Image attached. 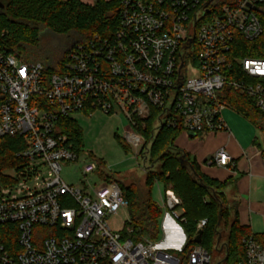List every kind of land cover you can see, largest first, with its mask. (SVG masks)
<instances>
[{
    "label": "built area",
    "instance_id": "1",
    "mask_svg": "<svg viewBox=\"0 0 264 264\" xmlns=\"http://www.w3.org/2000/svg\"><path fill=\"white\" fill-rule=\"evenodd\" d=\"M263 10L264 0H120L113 37L77 42L60 72L0 49V139L18 137L20 144L14 164L0 172V225L7 226L0 264H210L200 243L175 254L147 237L131 239L129 228L112 230L109 218L128 206L123 190L103 180L86 192L62 179L61 162L81 153L63 120L95 110L123 113V140L137 155L145 138L135 127H144L152 108L182 132L216 133L227 129L219 91L229 86L264 114V57L234 53L238 36L260 35ZM212 163L232 161L220 147ZM79 170L87 176L97 163L85 161ZM42 174L40 187H19ZM179 205L166 188L164 209L180 224ZM205 225L199 220L196 230ZM243 248L237 264H264V247L252 234Z\"/></svg>",
    "mask_w": 264,
    "mask_h": 264
},
{
    "label": "trees",
    "instance_id": "2",
    "mask_svg": "<svg viewBox=\"0 0 264 264\" xmlns=\"http://www.w3.org/2000/svg\"><path fill=\"white\" fill-rule=\"evenodd\" d=\"M0 49L13 52L25 61H39L36 56L42 31L53 33H75L78 40L64 51L42 52L44 60H53L54 64L43 65L48 71L60 72L66 52L77 42H87L94 37H113L119 20L120 0H95L90 5L82 0H0ZM261 24L260 35L249 41L238 36L235 39L234 53L239 57H264V10L258 14ZM41 62V61H40ZM219 97L226 106L249 120L264 132V114L255 106L252 99L239 90L225 86L219 91ZM161 112L152 108L151 115L145 120L144 127L137 125L145 142L136 155L143 161L147 171L146 186L148 194L140 197L130 186H124L114 175L105 171L97 161V172L103 180H115L123 190L128 202L129 220L123 229H131L127 234L133 240L144 237L157 241L159 235L160 206L152 199L151 189L155 181H160L166 189L170 185L180 200L179 209L185 218L180 224L186 232L185 251L195 245L191 239L196 235V225L206 219L202 229L200 245L208 253L212 245L218 249L221 225L227 229L223 244L224 257L216 264H237L244 257L243 239L252 234L264 247V232L253 233L249 226L242 225L238 218V202H228L227 188L234 185L230 179L220 181L201 171L199 163L187 151L175 145L177 136L182 132L180 126H167L160 121ZM63 129L69 136L74 148L81 152V129L76 120H63ZM124 150L131 147L119 138ZM18 137L0 139V172L14 164L15 151L19 149ZM7 226L0 225V242L6 243ZM126 234V233H125Z\"/></svg>",
    "mask_w": 264,
    "mask_h": 264
},
{
    "label": "rangeland",
    "instance_id": "3",
    "mask_svg": "<svg viewBox=\"0 0 264 264\" xmlns=\"http://www.w3.org/2000/svg\"><path fill=\"white\" fill-rule=\"evenodd\" d=\"M82 1L90 5L95 2V0ZM39 40V47L36 51L34 50V52H36L35 58L46 66H52L54 61H45L42 52L44 51L49 54L56 50L59 51V49L64 51L78 40V35L75 33H70L68 35L57 34L46 29L41 32ZM226 108L228 109L229 107ZM223 110H225V108ZM75 120L78 127L81 129L82 146L80 147V158L73 163L61 162L62 169L60 176L62 179L69 185L86 192H92V188H98L102 184L103 178H101L97 171L83 176L79 169L85 161L93 160L97 163L96 160H98L102 163L105 171L114 175L124 186H130L140 197H146L149 190L146 186L147 171L144 169L143 161L137 158L133 149L128 151L124 150L115 136V134H117L119 138H123L125 128L128 126L125 115L123 113L107 114L103 111L95 110L91 115L79 113L75 115ZM42 176L44 175L42 174L37 180L26 184H19V187H40ZM168 187L171 186L168 185ZM164 191L165 188L163 184L160 181H155L151 189V197L162 209L159 222L162 220L164 213H166L163 206ZM232 194L231 192V194L228 195L229 204L234 202ZM127 207L120 208L116 215L109 218L108 223L112 230L123 229L128 222L129 213ZM180 211L182 212L183 210L180 209ZM167 214L170 216L169 212H167ZM175 225V230L167 232V234L159 228L157 241L163 249L175 254H180L184 252L187 243L186 232L178 222L175 221ZM251 227L254 233L264 232L263 217L258 214H253L251 216ZM219 230L221 232L218 242L219 250H215L212 245L209 250V255L211 256L210 264H216L225 255L222 247L226 240L227 229L221 225Z\"/></svg>",
    "mask_w": 264,
    "mask_h": 264
},
{
    "label": "crops",
    "instance_id": "4",
    "mask_svg": "<svg viewBox=\"0 0 264 264\" xmlns=\"http://www.w3.org/2000/svg\"><path fill=\"white\" fill-rule=\"evenodd\" d=\"M222 116L227 125L226 130L194 136L181 132L175 145L191 154L199 163L201 171L209 177L234 182L227 192H232L238 202L240 223L252 230L251 216L258 214L263 217L264 213V132L231 108H225ZM220 147H224L231 157L229 166L212 163ZM175 226L171 216L164 213L160 221L164 233L175 230Z\"/></svg>",
    "mask_w": 264,
    "mask_h": 264
},
{
    "label": "water",
    "instance_id": "5",
    "mask_svg": "<svg viewBox=\"0 0 264 264\" xmlns=\"http://www.w3.org/2000/svg\"><path fill=\"white\" fill-rule=\"evenodd\" d=\"M4 5L2 2H0V8H2ZM189 136H194V133H189ZM202 229H199L196 233V235L191 239L193 243L199 244L201 239Z\"/></svg>",
    "mask_w": 264,
    "mask_h": 264
}]
</instances>
